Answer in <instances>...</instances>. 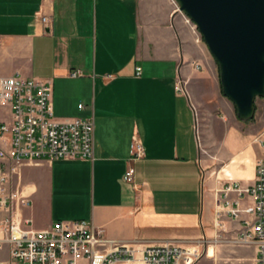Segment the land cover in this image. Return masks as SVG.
<instances>
[{
  "label": "crops",
  "instance_id": "0c3cea01",
  "mask_svg": "<svg viewBox=\"0 0 264 264\" xmlns=\"http://www.w3.org/2000/svg\"><path fill=\"white\" fill-rule=\"evenodd\" d=\"M183 23L175 9L141 33L138 0H0V77L51 82L59 119L95 122L92 161L21 169L15 185L30 195L24 214L35 230L86 221L134 247L207 240L201 248L213 259L207 245L222 230L221 190L254 184L262 150L253 140L264 125L238 120L215 60ZM193 47L205 61L199 70ZM135 140L142 158L133 156ZM224 226L239 227L230 219ZM236 254L239 264H255L253 246Z\"/></svg>",
  "mask_w": 264,
  "mask_h": 264
},
{
  "label": "built area",
  "instance_id": "2783aa9c",
  "mask_svg": "<svg viewBox=\"0 0 264 264\" xmlns=\"http://www.w3.org/2000/svg\"><path fill=\"white\" fill-rule=\"evenodd\" d=\"M42 22L47 24L48 19L43 17ZM81 75L73 72L71 77ZM0 109V264H194L204 255L201 247L207 240L189 246L165 242L134 247L108 239L86 221H60L35 230L24 214L31 207L30 195L15 185L16 178L23 167L43 161H92L94 119L56 118L51 82L19 75L0 77ZM253 142L262 150L254 184L229 182L222 188L217 227L227 231L225 219L237 223L229 242L253 246L254 263L264 264V137ZM132 149L135 158L145 155L139 140ZM133 178L134 169L129 168L125 180Z\"/></svg>",
  "mask_w": 264,
  "mask_h": 264
},
{
  "label": "water",
  "instance_id": "95a60500",
  "mask_svg": "<svg viewBox=\"0 0 264 264\" xmlns=\"http://www.w3.org/2000/svg\"><path fill=\"white\" fill-rule=\"evenodd\" d=\"M219 68L223 95L242 122L264 98V0H174Z\"/></svg>",
  "mask_w": 264,
  "mask_h": 264
},
{
  "label": "rangeland",
  "instance_id": "374dc122",
  "mask_svg": "<svg viewBox=\"0 0 264 264\" xmlns=\"http://www.w3.org/2000/svg\"><path fill=\"white\" fill-rule=\"evenodd\" d=\"M175 9L179 14H181L184 17V23L186 22V24L191 27L193 33L196 34V36L200 39V46L202 47V49L204 50L205 48L208 49L196 25L188 17L184 16L182 13L178 11V6L174 2V0H138V19H139V28L141 33L147 29L149 24H155L166 21L169 18V15H171ZM192 52L194 54L195 63H198L197 65H195V68L199 70L201 69L202 65L203 66L205 65L203 55H201L197 49L194 50V47ZM216 75L218 76L219 79L220 73H219L218 65L216 67ZM199 84H200L199 90H201V83H198L197 85ZM177 86L180 87L181 92H183L181 83L178 84ZM208 87L209 89H211L213 88V85L210 84L208 85ZM255 107H256L255 117L253 120L248 122H253L254 125L256 124V127H260L264 125V98H257ZM2 113L3 111L0 109V114ZM55 117L59 119V116L57 114L55 115ZM241 124L242 126L244 125V123ZM233 234H234V229L232 228H228L227 231L218 230L216 236H214V238H210L211 244L207 245V247L208 246L215 247V256L213 257V259L207 261L205 256L203 255L194 264H239L237 260L238 255L236 254V251L238 250V248H244L250 246L230 244L229 241L232 238ZM201 251H203L205 254L204 249L201 248Z\"/></svg>",
  "mask_w": 264,
  "mask_h": 264
}]
</instances>
